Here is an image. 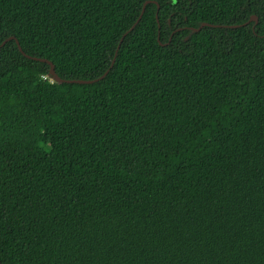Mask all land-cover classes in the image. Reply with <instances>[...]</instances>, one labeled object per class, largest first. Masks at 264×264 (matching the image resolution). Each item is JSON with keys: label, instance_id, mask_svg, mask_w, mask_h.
Listing matches in <instances>:
<instances>
[{"label": "trees", "instance_id": "1", "mask_svg": "<svg viewBox=\"0 0 264 264\" xmlns=\"http://www.w3.org/2000/svg\"><path fill=\"white\" fill-rule=\"evenodd\" d=\"M9 36L108 71L0 47V264H264V0H0Z\"/></svg>", "mask_w": 264, "mask_h": 264}, {"label": "water", "instance_id": "2", "mask_svg": "<svg viewBox=\"0 0 264 264\" xmlns=\"http://www.w3.org/2000/svg\"><path fill=\"white\" fill-rule=\"evenodd\" d=\"M147 2H148V1H146V2L143 4V8H142V10H141V13L139 14V16H138L137 20L134 22V24L130 27V29H132V28L135 26V24L139 21L140 17L142 16V13H143L144 6H145V4H146ZM157 7H158V6H157ZM250 21L257 22V16H256V15H252V16H250L249 20H248L246 23H248V22H250ZM204 25H210V24L203 22V23H201V25H200L198 28H194V30H198V29H200V28H201L202 26H204ZM215 26H219V25H215ZM236 26H238V24H236V25H232V27H236ZM126 32H127V31H126ZM125 34H126V33H125ZM125 34H123V36L120 38L119 43H118L117 48H116V51L118 50V48H119V46H120V43L122 42L123 37L125 36ZM10 39H15L16 44H17V46H18V49H19V50H20L25 56H27L28 58H32V59H34V60H39V61L47 62V63L49 64V66H50V70H49L50 74L52 75V77H53L55 80H58V81H63V82H77V83H92V82H95V81H97V80L103 78L104 75H105V74L107 73V71H108V70H106L102 75H100V76L97 77V78H93V79H64V78H61L60 76L57 75V73L55 72V68H54L53 63H52L51 61H49L48 59H46V58H40V57H36V56H31V55H28V54H26L25 52H23V50H22V48H21V46H20V44H19V41H18L14 36H9V37L5 38V39L1 42L0 47L3 46V45H4L8 40H10Z\"/></svg>", "mask_w": 264, "mask_h": 264}]
</instances>
